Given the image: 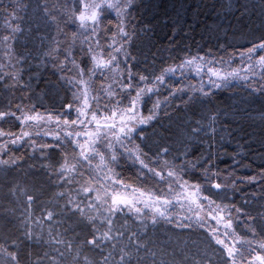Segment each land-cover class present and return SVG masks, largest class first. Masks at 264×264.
Masks as SVG:
<instances>
[{"label": "trees", "instance_id": "obj_1", "mask_svg": "<svg viewBox=\"0 0 264 264\" xmlns=\"http://www.w3.org/2000/svg\"><path fill=\"white\" fill-rule=\"evenodd\" d=\"M13 9L16 19L9 16ZM80 10L79 0H0V112L21 117L0 119V130L14 134L0 136V143L7 144L4 156L9 159L8 164H0V245L7 250L0 249V264H16L7 254L10 252L16 253L19 264H228L229 258L216 244L210 228L194 222V209L188 212L192 213L191 220L186 214L180 222L169 213L171 222L160 217L155 224L149 214L126 212L111 217L109 226L101 215L107 214L106 206L92 211L81 203L85 215L97 217L94 224L89 223L84 215L69 211L68 205L69 199H86L80 191L87 181L83 166L77 167L82 175H68L71 183H65L57 172L65 155L68 161H74L75 143L39 141L38 146H53L41 150L28 144V137L16 144L11 142L22 131L44 138L46 132L63 130V124L58 127L55 119L39 125L23 123L24 114H33L32 106L41 114L51 113L54 118L59 115L61 121L74 119L75 111L67 109V105L74 104L68 79L92 65L90 42L86 40L90 28H82L87 30L83 40L77 34L79 28L75 30L80 25L75 13ZM129 11L126 30L134 35L126 45L131 58L121 64L125 69L121 78L137 86L143 82L139 77L145 76V82L158 88L143 97L140 116L150 115L156 101L160 102L155 119L137 128L139 136L134 133L135 144L152 158L146 161L149 167L175 171L181 177L178 184H198L204 196L233 209L232 229H225L224 221L218 226L229 235L226 238L219 234L217 238L235 242L243 253L238 256L240 260L264 256L260 247L264 244V91H257L264 89V66L254 77L229 76L219 88L210 82L209 87L194 85L199 74L194 65L177 67L196 56L203 57L197 63L206 75L208 68L241 70V53L264 42V0H135ZM117 23L116 14L109 10L101 22L106 31L90 40L99 39L101 45L110 42ZM17 25L21 31L13 33ZM9 35L14 39L7 49L3 37ZM63 40L71 41V46ZM7 57L15 59V67L7 63ZM73 61L76 68L72 67ZM246 65L242 70L248 71ZM169 67L176 71L165 75L164 83H157L154 78ZM129 92L135 96L131 89H118L117 94L121 97ZM77 131L74 126L66 133ZM57 143L59 148L55 147ZM117 165L118 177L124 183L159 194L169 186L150 172L140 175L126 159L119 158ZM167 181L176 183L168 177ZM215 184L221 188H215ZM201 203L203 209L214 208L207 201ZM49 211L53 213L51 220L47 218ZM118 231L123 236H118ZM104 232L116 239L98 240L99 248L86 243ZM132 233L137 235L130 240ZM57 241H68L72 247ZM137 243L139 252L133 247ZM124 252L131 253L127 262L120 260Z\"/></svg>", "mask_w": 264, "mask_h": 264}, {"label": "snow or ice", "instance_id": "obj_2", "mask_svg": "<svg viewBox=\"0 0 264 264\" xmlns=\"http://www.w3.org/2000/svg\"><path fill=\"white\" fill-rule=\"evenodd\" d=\"M81 10L79 11V14L76 15L75 19H77L80 22L81 28H90L92 36H98L101 32L106 31V29L101 27V22L104 17V14L108 12L109 10H112L115 12L118 23L114 25L116 31L113 33V35L110 38V42L105 43L101 45L99 39H95L93 43L95 44V50L93 49L92 45H89L88 53L90 55L92 66L88 69L89 72V79H91L92 76L99 73L101 77L104 76L105 71L113 72L116 71V69L120 66V59L118 54L122 51L124 52V59L127 60L130 57V54L127 53L125 45L129 44L131 42L132 36L134 35V32H129L126 30L125 20L131 16V13L129 9H131L134 4L135 0H79ZM9 16L13 19H16L15 10L9 12ZM53 20H55V17H52ZM21 29L19 25L12 28L13 33L20 32ZM117 37H120V40L117 39ZM14 39V36H4L3 42H8V47H11L10 41ZM91 39V37H89ZM122 41V42H121ZM118 45V46H117ZM107 50V51H105ZM258 50H264V42H261L252 48H249L247 50V53H241L242 56H247L249 60H251L252 55L256 53ZM202 60L203 57H196L193 56L191 58L185 59L180 65H177L179 68L187 67V66H195V69L197 73L202 72L203 68L197 63V60ZM73 63H75L73 61ZM210 63V62H209ZM258 63L261 66H264V55H260L258 58ZM249 69L253 68V65L249 64ZM176 71V68L169 67L164 69L163 73L160 76L155 77V81L158 83H164L165 74L174 73ZM208 72L210 73L209 76V82L214 86L219 88L221 86L220 83H217L216 80H212V76L217 77L218 80H221L223 82L228 81V77H237L239 75V70H233L232 72H229L227 74L222 75L220 71L214 69V68H208ZM79 74L83 76L84 70L79 69ZM128 78L131 79V73H128ZM244 79H247V77H243ZM148 78L145 76H140L139 80L145 81ZM71 82V81H70ZM114 83H118L117 81H113ZM77 85H83V89L81 90L80 95L75 96V99L80 100L83 99L84 106L87 108H91V106L88 104L87 99V89L88 84L83 79H80L78 82H76ZM122 89H131L135 92V96L131 95V92H129L128 95V104L126 107H120L122 103L123 97H120L114 90L112 89V85L109 84L107 89L101 88V91H105L107 93V96L109 98V103L107 105H101L100 104V97L99 96H92L91 99L95 102L96 107L94 109H91L90 113H86L81 108H73L72 104L67 105V109L69 111H75L77 113V118L73 119L72 121H68L67 119H64L63 121L60 120L59 115H57L55 118L52 116L51 113L41 114L39 112L35 111V106H32L30 111L33 112L32 115L24 114L22 117L23 123L27 124L29 121L40 124L45 121L51 122L53 119H55V122L57 126L59 127L62 123L66 127H74L78 124L85 125V121H87V124H91L94 126L95 131H84V132H67L65 134V139L68 143H75V150L78 151V156L76 157L78 163H86L88 165H91L92 159L99 158L100 165H97V167H100L101 165L104 168L108 169V173H111V175H104L101 177H96L90 180H87L85 182V185L81 186L80 191H82L86 197L84 201L76 202L74 200L69 199L68 205H71L69 208V211H72L74 213H79L81 215H84V218L89 223H93L96 221L97 217L95 216H87L84 214V208H81L80 204L84 203L85 207L96 211L98 208L106 206V213H101V215L104 216V222L107 225H112V219L111 217L116 216L117 214L126 213V212H134L136 214H139L143 211L142 208L137 207V204L141 201L139 199H128L127 197L121 195V190L124 189H131L132 186L129 184H125L122 179L117 180L113 179L114 175H119L118 173H114L111 168H108V164L110 162H114L117 160V154L115 151L114 143L119 144L121 148L124 149V152L128 153V159L131 160L133 163H138L142 166L143 169H147L148 172H151L154 174V176H158L161 179H167V177H175V181L179 182L181 177L179 173L169 170L167 172V177L164 176L161 172H158L155 168L149 167V163L145 162V159H142L141 156L146 157L149 162H151V157H147L146 153H143L140 149L139 145H134L133 148H128L127 143L131 140L133 137V134L135 133L137 136L140 135V133L137 132V127L141 124H147L153 119H155L157 110L159 109L160 102L157 100L156 103L153 105V108L150 110V115L147 117L140 116L139 108L137 107L138 104L142 101V98L150 93H155L158 91L157 87H137L131 83H128L126 85L120 84L118 85ZM177 91H181V89H178ZM201 92H203V89H200ZM257 91H264V89H257ZM207 95L208 93H204ZM19 108V105L17 106ZM105 110L110 112V115H105ZM100 113L99 117L97 113ZM119 113V123L116 122L117 114ZM6 116H12L16 117V114L13 112H0V119H4ZM139 117V119L137 118ZM16 119H21V117H16ZM134 125V126H133ZM86 126V125H85ZM45 135H51V133H44ZM6 135H14L11 133H5L4 131L0 130V136H6ZM31 133L28 131H22L21 135L17 136L16 139L12 140L11 142L13 144L22 142L24 137H31ZM36 135H39V133H36ZM56 138L58 141H60V134L56 133ZM111 137V139H109ZM81 138L83 139V142L81 143ZM63 142V141H61ZM30 143L35 144V141H31ZM41 150L46 147H53L52 145H39L38 146ZM55 147L59 148L60 144L57 143ZM102 147H106L111 150L108 159H105L104 154L99 150ZM7 149V144L4 146V150ZM164 152H167V149L163 150ZM8 160L0 159V164H8ZM11 163L15 164L16 160L12 159ZM165 165H168V162H164ZM58 175L61 179L65 181V183H71L72 181L69 180L67 177L69 174L76 172L78 175H82V173L77 172V164H70L68 161V156L65 155L63 162L60 164L59 168L57 169ZM255 179V178H253ZM93 180L96 181V183H93ZM100 180L108 181L110 182L107 187H102L100 184ZM118 186V187H117ZM215 188L219 189L221 188L220 184H215ZM169 188H171V185H169ZM181 188L184 189L185 192H187L188 188L194 189L195 191L191 194V196H185L186 199L190 200V205L195 204L198 209H203L204 204L201 203V201H207L209 207H212L214 205V208H212V211L217 212L216 216H212V211L208 212L209 216H212L213 220H216L219 224L221 221H224V228L225 229H232V220L233 217L231 215L232 208H230L227 205L221 206L219 204H216L215 201L211 200L208 196H204L201 192V186L198 184H189L187 181H184L183 184H181ZM111 189V190H110ZM101 191H103V195H101ZM133 193L139 191L138 189H132ZM60 196H64L65 193H60ZM141 196L147 195L148 199H152L151 194H145L143 192L140 193ZM179 195V194H177ZM32 197H28V201H32ZM162 202L163 206H168L172 203L171 200L167 199L164 196H156L154 200V204ZM147 203V201L144 202V207H150ZM189 210L191 211V206L189 207ZM153 211L156 215H153L151 217L152 222L155 224L157 223L156 217L159 216L165 220H168V222H171L169 220V217L166 214L165 210H162L161 207H153ZM235 211H240L239 209H235ZM225 213H227V216L225 217ZM195 215L199 217V212H196ZM47 218L51 220L53 218L52 212H47ZM191 220L192 217H189ZM24 223H27V221H24ZM197 223L203 227V223L200 219L197 220ZM178 227H191V224H179ZM213 234V239H215L216 244L222 246V250L225 252L226 256L229 258L228 264H237L236 258L238 256H242L243 253L235 247V242L226 243L224 239L217 238V233L220 231L219 228H213L211 229ZM232 234L235 235L234 230H232ZM24 235L31 239V234L27 231H25ZM118 236H123L122 232H117ZM136 233H132L131 237H129L130 240L136 237ZM223 235L227 237L229 235L228 231H224ZM116 239V236L109 235L108 232H104L101 234V236L98 238L95 235H93V238L91 240H87L86 243L90 244L96 248L100 247V243L98 240H113ZM236 242H239V237H237ZM13 244H15V241H12ZM57 243H64L67 248H71L72 245L68 241H57ZM133 247L136 248V251L139 252L140 245L134 244ZM260 247L264 249V244H261ZM0 249H3V245H0ZM5 252L6 249H3ZM123 251V250H122ZM14 261H16V264H19V261L17 260L16 253L10 252L7 253ZM62 256L63 253H60ZM131 253L130 252H124L120 256V260L122 262H127L130 260ZM256 259H259L261 261H264V256L256 257ZM85 260L87 261V258L85 257ZM105 261H107V257H105Z\"/></svg>", "mask_w": 264, "mask_h": 264}, {"label": "rangeland", "instance_id": "obj_3", "mask_svg": "<svg viewBox=\"0 0 264 264\" xmlns=\"http://www.w3.org/2000/svg\"><path fill=\"white\" fill-rule=\"evenodd\" d=\"M85 2H87V0H85ZM112 11V10H111ZM112 13L114 14L115 12L112 11ZM79 13H75V17L76 15H78ZM75 23V22H74ZM75 24H79V23H75ZM80 26V25H79ZM77 26V28H75L76 32L78 31V28H79V32L80 33H77V34H80V36L82 37V35L84 34L85 31L87 30H83L81 27ZM89 30V29H88ZM75 32V34H76ZM75 35L72 36V38L74 37ZM87 36L88 37H91L92 36V33H91V30H89V33H87ZM111 38V36L109 37V39ZM108 39V40H109ZM76 41H79L80 40V37H76L75 38ZM82 40H83V37H82ZM88 42H90V44L92 45L93 47V41L90 40L89 38L86 39ZM65 40H63L64 42ZM68 46H71V41H65ZM122 42V41H121ZM118 46V45H117ZM126 47V45H125ZM7 49H10L8 47V42H7ZM68 55L69 57L71 58V55L70 53L68 52ZM124 52L122 51L121 53L118 54L119 56V59H120V66L118 69H116V71H113V72H108V71H105V74L103 77H101L99 75V73H97L96 75L92 76L91 79H89V72L88 70H84V74L83 76H81L78 72V74L76 76H73V77H70L68 79L70 85H71V88H72V91H73V99H74V104H73V108H81L82 110H84L86 113H90L91 109H94L96 107L95 105V102L91 99L92 96L96 95V96H99L100 97V104L103 106V105H107L109 103V99H114V98H109L107 96V93L105 91H101V88L103 87L104 89H107L108 85L111 84L112 85V89L111 90H114L116 93H118V89H122L120 86V84H123L125 85L126 81L125 79L123 80L121 77L123 76V74L125 73V69H124V66H122L121 64L124 62ZM260 55H264V50H258L256 53H254L252 55V58L251 60L248 59V57L245 55L244 56V60L241 61V66H240V69L239 70V77L242 78L243 76H247V75H252V77L258 75V73L261 72V65L258 63V58ZM7 60V63L10 65V66H14L16 65V61L15 59H12L10 57H7L6 58ZM244 63H247L248 65H246V69L248 71H244L242 69H244ZM249 64L253 65V68L252 69H249ZM239 65V64H238ZM76 64L73 63L72 67H75L76 68ZM92 66V65H91ZM90 66V68H91ZM218 71L221 72L222 75L224 74H227L229 72H232L233 69H230L229 71H226V69H220V68H217ZM167 75V74H165ZM209 76H210V73L208 75L204 74V73H201L199 72V74H196V81L194 83L195 84H200V85H203V86H208V82H209ZM173 78V77H171ZM211 78H213V80H216L217 83H220L221 86L223 84H225V82L221 81V80H218L217 77L215 76H212ZM80 79H83L84 81L87 82L88 84V89H87V99H88V104L91 106V108H87L84 106V103H83V99H80V100H77L75 99V96H78L80 95L81 93V90L83 89V85H77L76 82H78ZM117 81L118 83H114L113 81ZM71 81V82H70ZM172 82H175L176 80L173 78L171 79ZM181 80H178L177 82H179ZM228 81H229V77H228ZM182 82L185 83V81L182 79ZM158 83V82H157ZM176 83V82H175ZM227 83V82H226ZM173 84V83H171ZM211 85V84H210ZM209 85V86H210ZM208 86V87H209ZM220 86V87H221ZM137 87H152L151 85L148 84V82H139L137 84ZM207 87V88H208ZM122 90H130V89H122ZM122 99V103L120 105V107H126L127 104L126 102L123 103L124 100H128V94H124ZM143 100V98H142ZM140 104V103H139ZM138 104V108H140ZM141 105V104H140ZM75 117L74 119L77 118V113L75 112L74 113ZM105 115H110V112L105 110L104 112ZM32 115V114H31ZM98 117L100 115V113L98 112L97 113ZM139 119V117H137ZM116 122L119 123V113L117 114V117H116ZM86 125V126H85ZM85 125H81V124H78L76 125V127L78 128V131L77 132H84V131H95V128L93 125L91 124H87V121H85ZM134 126V125H133ZM140 126V125H139ZM138 126V127H139ZM137 127V128H138ZM71 127H66L63 125V130L61 131L60 134V142L63 141V142H66V139L65 137L63 136V133H66L67 130H69ZM27 130V129H26ZM28 132H31V133H34L32 131H29L27 130ZM48 133H51V135H46V137L44 138H35V137H28L27 139V143L32 145V147H35V148H38V144L37 143H40V142H48V141H51V142H54V141H57V138H56V131H53L51 130L50 132ZM36 135V133H35ZM134 135V134H133ZM1 138V137H0ZM26 137H24L25 139ZM109 139H111V137H109ZM30 140L31 141H35V144H32L30 143ZM40 141V142H39ZM83 142V139L81 138V143ZM114 143V147H115V151H116V154H117V160L114 161V162H110L108 164V168H111L113 170L114 173H118L119 174V165H117L118 161H119V158H123V159H126L129 161L130 165H132V168L133 169H136L137 172L140 173V175L142 176H145L146 173H148L147 169H143L141 165H139L138 163H133L131 160L128 159V153L124 152V149L120 147L119 144H116L115 142ZM127 143V147L128 148H133L135 144V141H134V138L132 137L130 141L126 142ZM4 146L3 144L0 143V159H3V160H9L7 159L4 154L6 152V150H4ZM105 156V159L107 160L108 159V156L111 152L110 149L106 148V147H102L99 149ZM78 156V151L75 150V158H74V161H69L70 164H77V167L79 164H81L83 166V170L84 172L87 174V180H90V179H93V178H96V177H103L104 175L108 174V175H111V173H108V169L107 168H104L102 165L100 167H97V165H100V160L99 158H94L92 159V162H91V165H88L86 163H78L77 162V159L76 157ZM142 159H145V162L147 161V158L144 157V156H141ZM147 163V162H146ZM158 172H161L164 176L166 175L167 176V172L166 170H158ZM151 173V172H150ZM153 174V173H152ZM154 176V174H153ZM158 177V176H156ZM169 179H175V177H168ZM113 179H117V180H120V178L118 177V175H114L113 176ZM168 185H171L170 182L167 181V179H163ZM93 183L95 184L96 181L93 180ZM110 182L108 181H103V180H100V184L102 185V187H107L109 185ZM184 182H180V184H178L177 182L173 185H171V188H169V186H166L167 190L166 191H163L161 192L160 194L159 193H155L151 190H147V189H144L142 187H139L138 185H134V184H129V183H126L125 184H129L132 186L131 189H122L121 190V195L127 197L128 199H132V200H135V199H139L141 202L137 204V207H140L143 209V211L141 212L142 214H145V215H156L153 211V207H161L162 210H165L166 211V214L167 216L169 217V213L171 214H174L175 215V218L176 220L180 221L182 219L185 218L186 214L191 217L190 215L192 213H188L190 210H189V207L191 206L192 209H194L193 212H199V217H195L193 218L194 219V222H197L198 219L201 220V222L203 223V225L207 226L210 228V231L211 229L213 228H219L218 226L222 224L223 221H221L219 224L217 223L216 220H213L212 219V216H216L217 215V212L215 211H212V216H209L208 215V212L211 211V209H198L196 207L195 204H191L190 205V200L189 199H186L185 196H191V194L195 191L191 188H188L187 189V192L184 191V189L181 188V184H183ZM118 187V186H117ZM132 189H138L139 191L133 193ZM111 190V189H110ZM143 192L145 194H151L152 196V199H148L147 198V195L145 196H141L140 193ZM179 194V195H177ZM101 195H103V191H101ZM156 196H164L166 197L167 199L171 200L172 203L168 206H163L162 205V202H158V203H153L154 200H155V197ZM147 201V203L149 205H151L150 207H147L145 208L144 207V202ZM198 210V211H197ZM156 218H160L159 216H157ZM220 230V229H219ZM212 232V231H211ZM223 232H224V229L223 230H220L218 233H217V236L219 234H222L223 235ZM227 238V237H226ZM221 239H224L226 243H228L227 239L225 238H221ZM237 261L239 262V264H264V261H261L259 259H256V255L255 256H252V257H249L247 259H243V260H240L238 257H237Z\"/></svg>", "mask_w": 264, "mask_h": 264}]
</instances>
